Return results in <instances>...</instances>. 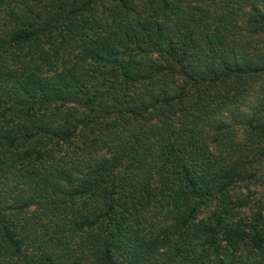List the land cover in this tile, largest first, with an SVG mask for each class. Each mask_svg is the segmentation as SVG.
<instances>
[{
  "label": "trees",
  "instance_id": "16d2710c",
  "mask_svg": "<svg viewBox=\"0 0 264 264\" xmlns=\"http://www.w3.org/2000/svg\"><path fill=\"white\" fill-rule=\"evenodd\" d=\"M0 264H264V0H0Z\"/></svg>",
  "mask_w": 264,
  "mask_h": 264
}]
</instances>
